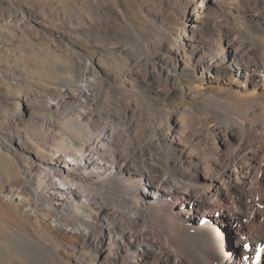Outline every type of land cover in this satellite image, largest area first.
<instances>
[{
	"label": "rangeland",
	"instance_id": "374dc122",
	"mask_svg": "<svg viewBox=\"0 0 264 264\" xmlns=\"http://www.w3.org/2000/svg\"><path fill=\"white\" fill-rule=\"evenodd\" d=\"M196 4L199 0H0L1 262L30 264L36 257L26 251L24 235H51L48 225L28 222L16 208L19 198H28L18 185L33 154L47 164L56 162L54 153L64 157L72 151L80 161L82 146L93 147L104 138L111 143L98 145L97 159L112 163L127 154L125 123L131 124L138 147L156 141L153 130L166 126L167 117L169 126L182 122L202 140L210 137L214 120L208 108L214 102L209 93L194 90L178 61L190 53L183 47L191 37L187 18ZM198 13L191 51L204 48L212 57L222 38L241 33L264 46V0H213ZM254 14L260 17L258 25L247 19ZM84 81L91 90L88 98L78 91ZM154 150L145 152V158ZM41 169L31 170V178L46 193L47 172ZM253 174L246 201L264 208L258 201L264 185L256 170ZM85 181L73 187L84 195L90 188L98 192L95 178ZM232 195L238 211L247 202L240 204L239 193ZM105 202L100 196L98 204ZM79 206L75 202L67 212L83 213ZM40 210L37 214L43 216ZM58 218L68 226L63 215ZM258 221L253 226L264 234ZM216 226L226 254L238 252L233 232L221 222ZM256 264H264V251Z\"/></svg>",
	"mask_w": 264,
	"mask_h": 264
},
{
	"label": "bare ground",
	"instance_id": "6f19581e",
	"mask_svg": "<svg viewBox=\"0 0 264 264\" xmlns=\"http://www.w3.org/2000/svg\"><path fill=\"white\" fill-rule=\"evenodd\" d=\"M204 2L213 0H199L191 8L187 18L191 37L183 47L190 53H182L178 61L194 90L209 93L214 102L208 108L214 120L210 137L202 140L182 122L169 126L167 117L166 126L153 130L156 141L138 147L131 124L125 123L127 154L116 156L112 163L97 159L98 145L111 143L104 138L93 147L82 146L80 161L72 151L64 157L54 153L56 162L47 164L33 154L18 185L28 198L16 199V208L28 222L48 225L51 235L47 239L24 235L26 251L36 257L30 264H256L260 260L264 234L254 228L253 220L264 226V208L246 200L254 170L264 185V46L241 33L239 38H222L212 57L204 48L191 51ZM247 19L258 25L260 17ZM88 86L85 81L79 86L84 98L91 96ZM154 147V155L145 158ZM41 167L47 172L46 193L31 178L32 171ZM87 177L96 179L98 192L90 188V194L84 195L73 187L86 185ZM235 193L240 204L248 203L243 202L238 211L231 200ZM98 195L105 204H98ZM258 201L264 202V188ZM75 202L83 213L67 212ZM40 207L43 216L37 214ZM60 215L68 226L59 223ZM220 222L235 236L238 252L232 256L226 254L222 231L216 229Z\"/></svg>",
	"mask_w": 264,
	"mask_h": 264
}]
</instances>
